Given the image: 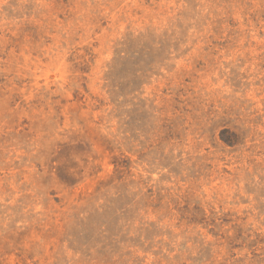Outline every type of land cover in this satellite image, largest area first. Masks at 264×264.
<instances>
[{"label":"rangeland","instance_id":"rangeland-1","mask_svg":"<svg viewBox=\"0 0 264 264\" xmlns=\"http://www.w3.org/2000/svg\"><path fill=\"white\" fill-rule=\"evenodd\" d=\"M0 264H264V0H0Z\"/></svg>","mask_w":264,"mask_h":264}]
</instances>
